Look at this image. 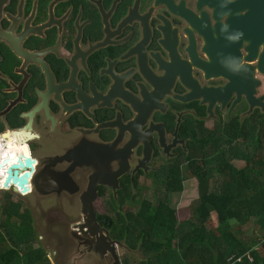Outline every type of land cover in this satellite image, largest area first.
Listing matches in <instances>:
<instances>
[{"label": "flooded vegetation", "instance_id": "flooded-vegetation-1", "mask_svg": "<svg viewBox=\"0 0 264 264\" xmlns=\"http://www.w3.org/2000/svg\"><path fill=\"white\" fill-rule=\"evenodd\" d=\"M226 1L235 0H6L0 163L34 159L26 168L30 190L20 191L34 195L30 207L65 201L82 212L92 200L97 216L139 206L133 195L158 204L191 174L197 145L217 123L264 113L251 107L243 85L231 112L235 94L225 106L214 100L229 79L205 68L212 61L205 47L228 20L215 17ZM243 43V63L253 67L245 71L259 80L254 96L264 102V43L253 60ZM4 177L0 167V184ZM82 222L83 212L74 234Z\"/></svg>", "mask_w": 264, "mask_h": 264}, {"label": "trees", "instance_id": "trees-1", "mask_svg": "<svg viewBox=\"0 0 264 264\" xmlns=\"http://www.w3.org/2000/svg\"><path fill=\"white\" fill-rule=\"evenodd\" d=\"M196 150L189 176L198 181L197 198L186 218L171 199L184 190L183 175L158 204L133 195L139 206L108 208L97 213L99 222L113 239L141 252L137 264H264V113L220 121ZM10 195L5 191L0 202V264H43L40 248L21 250L34 241V216ZM212 213L217 222L209 226ZM122 262L131 264L128 255Z\"/></svg>", "mask_w": 264, "mask_h": 264}, {"label": "water", "instance_id": "water-1", "mask_svg": "<svg viewBox=\"0 0 264 264\" xmlns=\"http://www.w3.org/2000/svg\"><path fill=\"white\" fill-rule=\"evenodd\" d=\"M5 2L6 0H0V12ZM226 4L224 12L217 10L215 17L219 19L221 14L227 13L229 15L228 20L226 23H217L219 36L207 38L205 47L207 53L212 56V61L207 63L205 68L213 70L215 75H223L229 79L225 87L214 89V100L222 102L225 106L226 102L235 94L237 97L230 107L231 112L245 88L244 92H246L251 107L260 105L264 110V102L254 96L259 80L253 79L252 72L250 74L245 71V69L252 71L253 67L248 63H243L241 51L244 45L243 40L248 41L244 47L248 52L245 59L253 60L259 54V44L264 43V0H235L226 1ZM243 10H245L244 13H242ZM210 47H212L211 50ZM214 54L216 56L213 57ZM258 67L264 72V46L262 53L259 54ZM30 159V157L27 159L18 158L14 162L11 157H6L0 163V167L5 168L3 187L9 188L11 184H16L18 187L14 186L15 192L26 193L30 190L31 171H26V168L32 166L31 162L34 161V159ZM82 212L83 222L75 225L80 229V237H84L92 245L99 246L101 254L111 251L116 259L115 264H121L118 246L122 243L113 239L109 231L101 226L92 200L89 205L83 206ZM76 236L79 237V235Z\"/></svg>", "mask_w": 264, "mask_h": 264}, {"label": "rangeland", "instance_id": "rangeland-1", "mask_svg": "<svg viewBox=\"0 0 264 264\" xmlns=\"http://www.w3.org/2000/svg\"><path fill=\"white\" fill-rule=\"evenodd\" d=\"M235 163L242 164L238 161ZM197 185V179L188 176L184 182V190L173 195L172 205L177 208L180 219L187 217L191 202L197 198ZM9 190L14 192V194L11 192L12 199L21 203V210L29 208L34 216V241L23 243L22 251L40 248L45 255L43 264H115L116 259L111 251L101 254L99 246L90 244L84 237L76 236L71 230L73 221L82 217L80 207L70 205L65 201L60 207H57L58 205L51 208L35 205L30 207L29 203L35 200L34 195L30 193L21 195L22 193L15 192L12 188ZM4 192L0 189V202L3 201ZM99 210L102 209L99 208ZM12 220L19 221L17 217H13ZM216 222V213H212L208 225L214 226ZM29 244L30 247H27ZM118 252L121 257L128 255L131 264H137L142 255L141 252H132L121 245L118 246Z\"/></svg>", "mask_w": 264, "mask_h": 264}, {"label": "built area", "instance_id": "built-area-1", "mask_svg": "<svg viewBox=\"0 0 264 264\" xmlns=\"http://www.w3.org/2000/svg\"><path fill=\"white\" fill-rule=\"evenodd\" d=\"M2 176H3V175H2ZM12 186H17V185H16V184H11L10 187H12ZM10 187H9V188H10ZM17 187H18V186H17ZM0 189H5V187H3L2 185H0Z\"/></svg>", "mask_w": 264, "mask_h": 264}]
</instances>
